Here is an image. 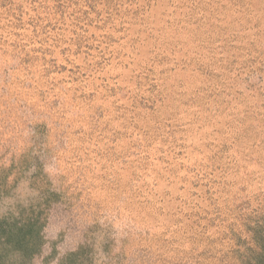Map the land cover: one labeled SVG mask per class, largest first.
I'll list each match as a JSON object with an SVG mask.
<instances>
[{
  "label": "rangeland",
  "instance_id": "374dc122",
  "mask_svg": "<svg viewBox=\"0 0 264 264\" xmlns=\"http://www.w3.org/2000/svg\"><path fill=\"white\" fill-rule=\"evenodd\" d=\"M0 264H264V0H0Z\"/></svg>",
  "mask_w": 264,
  "mask_h": 264
}]
</instances>
